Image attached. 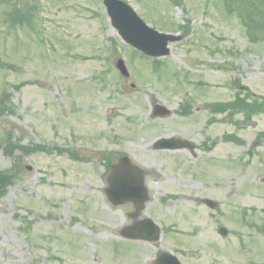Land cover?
Returning a JSON list of instances; mask_svg holds the SVG:
<instances>
[{"label": "rangeland", "instance_id": "obj_1", "mask_svg": "<svg viewBox=\"0 0 264 264\" xmlns=\"http://www.w3.org/2000/svg\"><path fill=\"white\" fill-rule=\"evenodd\" d=\"M124 1L180 36L166 56L121 40L102 0H0V264H151L161 251L264 264V0ZM163 137L195 155L154 150ZM123 155L159 174L139 217L160 226L156 243L122 239L131 206L105 198L106 164Z\"/></svg>", "mask_w": 264, "mask_h": 264}, {"label": "water", "instance_id": "obj_2", "mask_svg": "<svg viewBox=\"0 0 264 264\" xmlns=\"http://www.w3.org/2000/svg\"><path fill=\"white\" fill-rule=\"evenodd\" d=\"M103 4L106 7L112 26L118 30L121 37L149 55L162 56L167 54V41L179 39L149 29L133 9L121 0H103ZM116 66L124 76H128L122 60L117 61ZM185 145L187 143H178V140H159L154 144V147L173 148ZM148 175L157 177L154 172L133 164L128 157L119 159L118 162L110 165L106 178L105 195L107 199L113 205L131 202L134 210L129 216L132 218L138 217L144 209L145 202L149 199L145 186V177ZM121 235L130 239L142 238L148 241H156L159 238V229L150 219L146 218L139 222L135 229L124 228ZM154 264L180 263L175 257L163 253L158 256Z\"/></svg>", "mask_w": 264, "mask_h": 264}, {"label": "trees", "instance_id": "obj_3", "mask_svg": "<svg viewBox=\"0 0 264 264\" xmlns=\"http://www.w3.org/2000/svg\"><path fill=\"white\" fill-rule=\"evenodd\" d=\"M237 106H238L237 101H234L232 103L226 104L225 107H221V110H225V109H235V108H237ZM257 106H258V104H256V103H252L251 105H247L246 104V107H257Z\"/></svg>", "mask_w": 264, "mask_h": 264}, {"label": "bare ground", "instance_id": "obj_4", "mask_svg": "<svg viewBox=\"0 0 264 264\" xmlns=\"http://www.w3.org/2000/svg\"><path fill=\"white\" fill-rule=\"evenodd\" d=\"M2 193V190L0 189V194Z\"/></svg>", "mask_w": 264, "mask_h": 264}]
</instances>
